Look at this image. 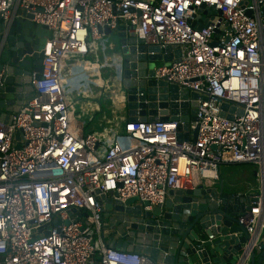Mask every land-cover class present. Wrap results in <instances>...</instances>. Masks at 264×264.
Wrapping results in <instances>:
<instances>
[{"label": "built area", "instance_id": "1", "mask_svg": "<svg viewBox=\"0 0 264 264\" xmlns=\"http://www.w3.org/2000/svg\"><path fill=\"white\" fill-rule=\"evenodd\" d=\"M263 8L264 0H0L6 28L22 18L51 32L34 96L0 121L2 264H157L107 246L102 195L152 211L170 190L220 185L223 165H254L264 182ZM121 25L146 46L181 51L155 67V79L198 94L195 141H180L172 121L126 122L121 131L115 116L88 131L101 99L115 107L119 92L111 47H97L100 29ZM251 199L240 222L257 247L264 186ZM235 264L249 261L240 254Z\"/></svg>", "mask_w": 264, "mask_h": 264}, {"label": "water", "instance_id": "2", "mask_svg": "<svg viewBox=\"0 0 264 264\" xmlns=\"http://www.w3.org/2000/svg\"><path fill=\"white\" fill-rule=\"evenodd\" d=\"M134 30V26L121 25L116 35L109 28L100 29L106 38L97 43L98 48L109 47L111 38H117L111 48L118 64L117 114L126 116L128 123L178 122V139L195 141L198 130L190 126L197 121L198 94L155 79V62L179 61L181 51L146 46L136 40ZM50 36L46 26L30 20L16 19L6 28L0 19V121L8 123L24 101L34 96L32 79L41 76L43 49ZM221 109L220 115L225 116L228 105ZM119 129L123 131L125 123ZM114 196L109 192L100 198L105 203L103 217L112 228L104 234L111 248L142 253L157 264H235L240 254L249 264H264V241L254 247L252 235L240 222L251 211V194L232 193L224 183L201 184L185 191L170 190L165 204L152 211L136 199L123 204ZM3 261L0 256V264Z\"/></svg>", "mask_w": 264, "mask_h": 264}, {"label": "crops", "instance_id": "3", "mask_svg": "<svg viewBox=\"0 0 264 264\" xmlns=\"http://www.w3.org/2000/svg\"><path fill=\"white\" fill-rule=\"evenodd\" d=\"M114 34L117 35L116 32ZM113 37L116 36L114 35ZM113 37L111 38L112 41L109 44L111 48L115 47V42L117 40V38H113ZM105 75L109 76L108 78H110L108 72ZM106 100L108 99L106 98ZM109 109L110 111L108 115L105 114L103 117V120L105 122L107 120H114L115 116L120 117L119 125L120 124L123 125L124 123L127 122L126 116H123L122 113L121 115L120 114L118 115L116 112V108L113 105L109 107ZM236 167H242L240 168L242 170H238L239 171L238 172ZM221 180L222 183H224L227 190H229L232 193L243 194V195L260 193L264 186L263 180L257 177V168L254 165H250V164L223 165L221 168Z\"/></svg>", "mask_w": 264, "mask_h": 264}, {"label": "rangeland", "instance_id": "4", "mask_svg": "<svg viewBox=\"0 0 264 264\" xmlns=\"http://www.w3.org/2000/svg\"><path fill=\"white\" fill-rule=\"evenodd\" d=\"M162 65H164V62H155V67L156 68H158V67H160ZM102 106H103V113H98L97 114L98 118L95 119L94 122L87 121V126H89L88 127V131L102 130L105 126H107L105 121L103 120V117H104L105 114L108 115V113L110 111L109 107H111L112 105H111L110 101L106 100V97H105V99H102ZM76 111L77 112L81 111L79 106H77V110ZM100 119H102V120L100 121ZM240 168H242V167H236L237 171L238 170H242ZM107 221H108V219H105V222H107ZM195 230H196V232L199 235L203 234V232L199 228L196 227Z\"/></svg>", "mask_w": 264, "mask_h": 264}]
</instances>
